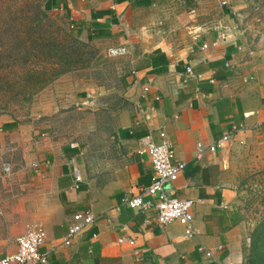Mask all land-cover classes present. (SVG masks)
Listing matches in <instances>:
<instances>
[{"label":"crops","instance_id":"0c3cea01","mask_svg":"<svg viewBox=\"0 0 264 264\" xmlns=\"http://www.w3.org/2000/svg\"><path fill=\"white\" fill-rule=\"evenodd\" d=\"M42 1L65 17L79 39L99 44L103 52L109 46L129 51L116 58L112 86L57 82L42 93L36 118L20 123L0 115L1 135L27 132L17 177L25 190L21 207L24 217L44 228L47 264H222L227 256L246 264L234 172L242 157L264 170V78L255 67L247 69L249 61L241 62L234 30L228 34L220 21L203 26L205 0H179L188 9L182 23L176 22L179 6L173 8V0ZM160 11L175 18L157 17ZM181 27V37L170 33ZM104 96L115 97L112 110ZM74 108L89 110L91 131L101 111L109 110L114 125L109 136L118 150L93 167L82 160L83 142H61L45 131L40 137L34 130L38 116ZM159 130L170 140L175 160L185 163L165 189L193 200L190 237L177 221L161 226L154 210L142 213L126 204L150 182L152 168L140 152L141 141L147 136L158 141ZM228 132L232 139L224 147L197 155V142L209 144ZM85 210L95 214V222L70 245L62 244L72 215ZM12 221L11 210L0 206V257L16 250L24 230L16 231ZM121 237L134 243H119ZM199 246L212 249L214 257Z\"/></svg>","mask_w":264,"mask_h":264},{"label":"rangeland","instance_id":"374dc122","mask_svg":"<svg viewBox=\"0 0 264 264\" xmlns=\"http://www.w3.org/2000/svg\"><path fill=\"white\" fill-rule=\"evenodd\" d=\"M222 1H203V6H201L203 26L209 29L215 21H220L222 22H218L220 28L224 29V26H228L231 28L230 32L233 29L240 46L239 58H242L241 62L249 61L246 66L247 69L255 67L254 71L259 72L264 78V0H225V4ZM173 2V8L179 6V0H173ZM176 10L178 12L175 15L179 17L176 22H186L188 9L179 6L174 12ZM41 13L52 18L53 27H59L65 33L76 36L65 17L59 12L46 10L42 0H0V25L7 26L9 21H12L16 23L15 27L18 28L23 22L28 21L27 15L35 16L36 14L41 15ZM156 15L161 18L163 16L175 18L173 14H164L162 11L156 12ZM167 30L168 27L165 28V32H169ZM170 33L173 36L181 37L183 34L182 27L176 28ZM4 39L8 40V37ZM17 39L22 41L21 48L19 47L18 51L12 49L9 53L13 54L19 60L17 63L22 65L23 60H26L23 57V60L21 59V56H24L22 54L23 46L29 44V42H26L23 38ZM17 39H14L15 43ZM88 44L89 47L86 49L85 55L82 56L77 65L75 64L69 71L58 75L41 88L38 89V86L34 88L33 91H37L33 95L22 94L24 90L26 92L31 90V83H22L20 78L16 79V82L14 81L17 76L23 75V69L18 64L9 66L7 70L13 71L16 75L11 77L10 83L0 85V115H5L20 123H26L32 118H36L37 113H39L37 112L39 110L38 104L42 98V93L45 90H48L47 93L50 92V89L54 90L53 86L57 82L70 81L71 84L76 82L86 84L90 83L87 80H91L97 86L108 87L114 85L116 80L114 75L115 63L116 58L119 57H108L106 50L103 52L97 43L88 42ZM9 46L11 45L7 47ZM28 56H31L29 65L41 72L43 67L42 55L38 54L34 48ZM106 97H101V99L108 100L110 110H112L116 102L115 97ZM108 112L109 110L99 112L97 128L92 131L93 117L89 114L87 108L76 110L74 108L73 112L69 111L62 115L60 113L40 115L35 119L39 127L34 130L37 131L36 133L40 137H42L41 133L45 131L48 132L47 135H55V138L59 137L61 142L74 140L77 143L83 142L84 147L87 145V149L82 155V160H87L88 166L93 167L96 164L93 163L98 159L114 155L118 150L116 141L109 136L114 125L109 121L110 113ZM45 126L49 127L45 129ZM76 132H79L80 135H76ZM20 133V135L19 133L16 135L0 134V206L4 205L8 211L11 210L13 214L12 223L14 227L16 226V231L17 229L21 230L26 224L33 223L27 217H24L21 207V198L25 190L20 189L17 177L19 176L18 171L23 166L22 152L24 143H26L23 136L25 137L27 132L22 131ZM30 138L27 142L32 141ZM71 138H74V140H71ZM240 159L234 172V183L238 193L237 206L243 232V248L247 249L253 228L264 217V170L259 171L253 168L247 158L242 157ZM5 162L11 164L12 171L9 175L4 174L2 171V165ZM4 200L5 203L3 204Z\"/></svg>","mask_w":264,"mask_h":264},{"label":"built area","instance_id":"2783aa9c","mask_svg":"<svg viewBox=\"0 0 264 264\" xmlns=\"http://www.w3.org/2000/svg\"><path fill=\"white\" fill-rule=\"evenodd\" d=\"M226 3L225 0L222 1ZM70 28L72 25L70 24ZM224 31L227 32L231 28L224 26ZM231 34V32H227ZM206 45L204 44V47ZM128 49L125 46H109L106 48L108 57H122L128 54ZM190 73V67H187ZM149 86L143 87V91L147 92ZM156 98H158L156 96ZM158 141L151 136L142 139V147L140 152L145 153L150 161L152 175L149 184L139 188V194L134 195L126 200L128 207L136 209L139 212L145 213L152 209L155 211L156 221L163 226L170 222L177 221L183 225L186 230L187 237L194 233L192 206L193 200L181 199L170 194L165 185L174 182L179 173L183 170L185 163L177 161L174 157V150L171 142L168 139L164 130L158 131ZM232 139L230 132L223 134L215 141L209 144L197 142V155L200 156L205 151H215L217 148L224 147ZM2 171L9 175L12 171L11 164L3 163ZM81 181L79 169H75V182ZM143 195L149 196L144 198ZM95 214L91 210H85L74 213L71 217L70 224L66 235L62 240V244L70 245L73 239L88 226L95 222ZM45 237L44 228L40 223L33 222L26 224L24 230L16 237V250L0 257V264H47V253L41 250ZM128 241L133 244V240L121 237L119 243ZM199 251L208 258H213L212 249L205 246H199ZM222 264H237L234 260L227 258L222 261Z\"/></svg>","mask_w":264,"mask_h":264},{"label":"trees","instance_id":"16d2710c","mask_svg":"<svg viewBox=\"0 0 264 264\" xmlns=\"http://www.w3.org/2000/svg\"><path fill=\"white\" fill-rule=\"evenodd\" d=\"M45 9L47 10L46 7ZM27 20L18 28L15 27L16 23L12 21H9L7 26L0 25V85L10 83L11 77L16 75L7 69L11 65L18 64L17 61L19 60L9 52L12 49L18 51L22 41L17 38H23L29 42L23 46L22 54L24 56H21V59L23 57L26 60L22 59L23 64H18L23 69V75L17 76L14 81L16 82V79L20 78L22 83H31V90L28 92L24 90L22 94L33 95L37 91H33L34 88L37 86L38 89L41 88L58 75L69 71L75 64L77 65L82 56L85 55L89 44L87 41L65 33L59 27H53L52 18L46 14L27 15ZM5 37H8V40L4 39ZM14 39H17L16 43ZM8 45L11 46L7 47ZM34 48L38 54L42 55L43 67L41 72L29 65L31 56L28 55ZM243 255L246 264H264V217L253 228L249 246L247 249L243 248Z\"/></svg>","mask_w":264,"mask_h":264}]
</instances>
